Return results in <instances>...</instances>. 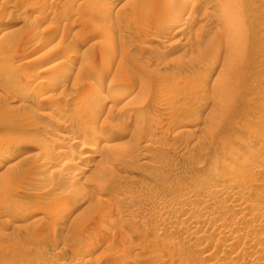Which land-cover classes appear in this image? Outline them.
Instances as JSON below:
<instances>
[{
  "label": "rangeland",
  "instance_id": "1",
  "mask_svg": "<svg viewBox=\"0 0 264 264\" xmlns=\"http://www.w3.org/2000/svg\"><path fill=\"white\" fill-rule=\"evenodd\" d=\"M0 264H264V0H0Z\"/></svg>",
  "mask_w": 264,
  "mask_h": 264
},
{
  "label": "bare ground",
  "instance_id": "2",
  "mask_svg": "<svg viewBox=\"0 0 264 264\" xmlns=\"http://www.w3.org/2000/svg\"><path fill=\"white\" fill-rule=\"evenodd\" d=\"M217 12H218V9L216 10ZM215 12V11H214ZM228 24H231L230 22H228ZM2 27V26H1ZM153 40H155V39H153ZM30 60V59H29ZM104 72V71H103ZM98 75H100V73H99V71H98V74H97V76ZM105 75V74H104ZM101 76V75H100ZM38 77V76H37ZM95 83V82H94ZM39 85V84H38ZM94 86V85H93ZM95 88V87H94ZM119 90V89H118ZM125 92V91H124ZM127 92H129V91H127ZM108 94V93H107ZM118 94H115V96H117ZM123 95L124 94H122V93H119V95H118V97L120 98V97H123ZM111 97H113V96H111ZM106 98H110V96H106ZM117 99V98H116ZM104 100V99H103ZM109 100H111V99H109ZM120 100V99H119ZM105 102V101H104ZM107 102V101H106ZM129 102V101H128ZM102 105V104H101ZM103 106V105H102ZM100 109V108H99ZM101 110V109H100ZM103 110V109H102ZM95 111V110H94ZM93 111V112H94ZM97 111V110H96ZM99 111V110H98ZM97 113V112H96ZM95 114V113H94ZM96 115V114H95ZM94 115V116H95ZM89 116H90V114H89ZM98 116V115H97ZM94 118V117H93ZM91 120V119H90ZM89 120V121H90ZM92 121L94 122V120L92 119ZM73 126V125H72ZM95 132V131H94ZM121 132H129V129L128 128H126V126L123 128L122 127V131ZM134 133V132H133ZM122 134V133H121ZM124 134V133H123ZM99 138L101 139V140H106L107 139V132H104V131H100L99 130ZM109 138V137H108ZM84 144V143H83ZM86 144V143H85ZM65 152V151H64ZM89 156H91L90 155V153L89 152H85V154L83 155V157L85 158H87V157H89ZM226 178V177H225ZM237 195V194H236ZM240 196V195H239ZM239 196H237V197H239ZM243 203V202H242ZM246 206V205H245ZM225 225V224H224Z\"/></svg>",
  "mask_w": 264,
  "mask_h": 264
}]
</instances>
